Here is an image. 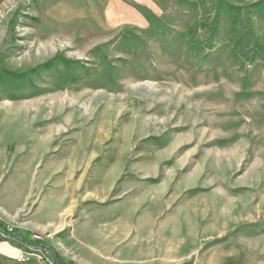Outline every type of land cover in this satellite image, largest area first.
Returning a JSON list of instances; mask_svg holds the SVG:
<instances>
[{"label":"rangeland","instance_id":"rangeland-1","mask_svg":"<svg viewBox=\"0 0 264 264\" xmlns=\"http://www.w3.org/2000/svg\"><path fill=\"white\" fill-rule=\"evenodd\" d=\"M7 227L0 264H264V0H0Z\"/></svg>","mask_w":264,"mask_h":264},{"label":"built area","instance_id":"built-area-1","mask_svg":"<svg viewBox=\"0 0 264 264\" xmlns=\"http://www.w3.org/2000/svg\"><path fill=\"white\" fill-rule=\"evenodd\" d=\"M12 229H10L9 227H7V229L1 230L0 229V236L1 237H5L7 235V233H11ZM20 240V239H19ZM32 240L35 242H39L42 240L41 236L38 234H34L32 236ZM43 249H46L45 247L42 246ZM36 250L31 248V245L27 244V250H22L20 251V253L17 255V262L18 263H29V262H33L35 257H38L39 261H41V258L36 254L37 252H35ZM39 252H41V248L38 250Z\"/></svg>","mask_w":264,"mask_h":264},{"label":"trees","instance_id":"trees-1","mask_svg":"<svg viewBox=\"0 0 264 264\" xmlns=\"http://www.w3.org/2000/svg\"><path fill=\"white\" fill-rule=\"evenodd\" d=\"M46 248V247H45Z\"/></svg>","mask_w":264,"mask_h":264}]
</instances>
